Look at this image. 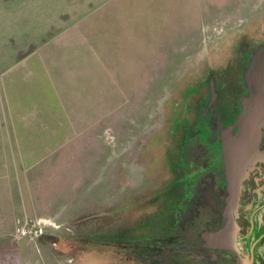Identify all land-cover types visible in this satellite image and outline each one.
<instances>
[{"label": "rangeland", "instance_id": "374dc122", "mask_svg": "<svg viewBox=\"0 0 264 264\" xmlns=\"http://www.w3.org/2000/svg\"><path fill=\"white\" fill-rule=\"evenodd\" d=\"M117 1L0 0V264H118L106 227L164 194L185 88L224 44L264 43V0H123L107 24Z\"/></svg>", "mask_w": 264, "mask_h": 264}, {"label": "flooded vegetation", "instance_id": "af4514ba", "mask_svg": "<svg viewBox=\"0 0 264 264\" xmlns=\"http://www.w3.org/2000/svg\"><path fill=\"white\" fill-rule=\"evenodd\" d=\"M260 45L244 38L224 44L212 54L214 65H203L185 88L180 117L165 132L164 194L148 199L154 211L144 209L140 224L132 208L106 227L105 247L117 249L118 264H264V129L261 155L240 182L226 176L223 150L249 94L243 70ZM128 167L119 191L139 173Z\"/></svg>", "mask_w": 264, "mask_h": 264}, {"label": "water", "instance_id": "95a60500", "mask_svg": "<svg viewBox=\"0 0 264 264\" xmlns=\"http://www.w3.org/2000/svg\"><path fill=\"white\" fill-rule=\"evenodd\" d=\"M242 79L249 94L240 100L241 111L234 124L237 133L223 141L225 174L232 182H240L261 155L258 145L264 129V45L251 53Z\"/></svg>", "mask_w": 264, "mask_h": 264}, {"label": "crops", "instance_id": "0c3cea01", "mask_svg": "<svg viewBox=\"0 0 264 264\" xmlns=\"http://www.w3.org/2000/svg\"><path fill=\"white\" fill-rule=\"evenodd\" d=\"M122 2H123V0H118L114 5L113 4H110V5H108V10H109V12L106 14L105 13V10L103 9V13L105 14V15H107V16H104L103 17V20H104V22H106L107 24H126V23H129L128 21H129V18L130 17H126L124 20L122 19V16L120 15V13L118 12V14L120 15V17H121V20H120V22H117L116 20H115V12H114V10H115V8L116 7H118V9H119V6H121V5H123L122 4ZM111 3H113V2H111ZM183 18H185V16L183 17ZM127 20V21H126ZM106 34L107 33H103V34H101V35H103V39H106L107 37H111L112 35L111 34H107V36H106ZM125 34H127V35H129V30L127 31V33H118V35H125ZM112 37H114V36H112ZM82 40H84V41H90V40H92V37H90L89 39H87V38H82ZM83 45H85V44H83ZM86 45H88V46H90V45H92V44H86ZM93 50V49H92ZM86 51V53H84ZM79 53H83L82 55H84L85 57H88L89 58V56H92V55H94V52L93 51H91V50H86V49H80V52ZM74 56V55H73ZM88 65H90V66H92L89 62L88 63H86V64H84V69H80L79 68V70H78V72H77V74L79 75L81 72H85L86 73V67L88 66ZM78 77V79H80V77L79 76H77ZM77 79V80H78ZM82 80V79H81ZM83 81V80H82ZM84 82V81H83ZM32 169V170H31ZM33 169L34 168H30V167H28V168H25V169H22V171L24 170V172H23V174H24V178H23V180H22V182L25 184V181H28V182H26V183H28V184H30V185H32V186H35L34 184H33V180H36L37 178H39V174H40V172L39 171H36V173H33ZM30 170H31V172H30ZM26 172L28 173L27 175H26ZM36 184V183H35ZM28 194H31V193H29L28 192ZM41 200V199H40ZM46 203L47 202H45V201H43V200H41V201H38V200H36V198H33V197H31V198H26L25 197V199L23 200V206H21L22 207V209L24 210V212L28 215V216H39V215H42V213H43V211H44V209H45V207L47 206L46 205Z\"/></svg>", "mask_w": 264, "mask_h": 264}]
</instances>
